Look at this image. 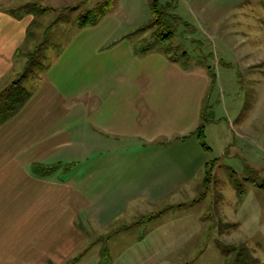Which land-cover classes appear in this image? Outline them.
Returning a JSON list of instances; mask_svg holds the SVG:
<instances>
[{
  "label": "crops",
  "instance_id": "1",
  "mask_svg": "<svg viewBox=\"0 0 264 264\" xmlns=\"http://www.w3.org/2000/svg\"><path fill=\"white\" fill-rule=\"evenodd\" d=\"M76 2L0 0V90L16 80L26 59L20 50L47 37L42 14ZM116 23L107 12L65 44H46L49 67L23 108L0 124V264L80 263L99 230L108 240L102 261H115L110 237L153 217L137 216L134 199L184 188L185 144L201 122L210 78L118 35Z\"/></svg>",
  "mask_w": 264,
  "mask_h": 264
},
{
  "label": "rangeland",
  "instance_id": "2",
  "mask_svg": "<svg viewBox=\"0 0 264 264\" xmlns=\"http://www.w3.org/2000/svg\"><path fill=\"white\" fill-rule=\"evenodd\" d=\"M106 1L77 0L43 13L42 23L51 25L44 40L65 44L69 33L81 29L85 14ZM109 1L107 12L118 20V35L207 74L210 85L202 110L203 134L199 138L194 132L185 144L190 166L184 188L158 199H134L137 216L153 217L110 237L115 261L108 262V256L102 261V242L108 240L98 238L99 230L85 260L77 264H233L238 244L257 261L239 258L237 264H264V187L259 186L264 182V0H158L163 22L157 25L151 23L152 0ZM160 31L171 33L170 38L155 37ZM42 56L40 51L33 59ZM24 62L13 79L34 89L40 80L34 72H41L31 69V59ZM102 200L94 206L98 212ZM126 214L120 222L128 219ZM178 240L181 244L174 246Z\"/></svg>",
  "mask_w": 264,
  "mask_h": 264
},
{
  "label": "trees",
  "instance_id": "3",
  "mask_svg": "<svg viewBox=\"0 0 264 264\" xmlns=\"http://www.w3.org/2000/svg\"><path fill=\"white\" fill-rule=\"evenodd\" d=\"M111 1H106L104 3H100L96 8L93 10L87 12L85 14L87 17H84L82 20H80V25L85 26V25H91V24H96L98 21L107 13V10L109 8ZM31 10H35L36 12H45L51 9V7H43L41 5H31ZM107 8V9H106ZM152 11H153V19L151 21L152 24L157 25V23L161 22V15L158 14V0H152ZM93 18L92 20L88 21V19ZM163 22V21H162ZM161 22V23H162ZM32 32L29 33V39H33L34 34L32 36ZM171 33L165 34L164 32L160 31L159 35L158 32L154 33L155 37H158L160 40L168 39L170 38ZM31 37V38H30ZM46 41H42L37 45V48L25 53L21 49L19 52V55L24 56L25 58L31 59V69L32 67L39 68L40 74L39 76L37 75L36 72H34L36 78H41L42 72H44L48 67H49V61L45 64L44 62L47 60V55L45 53V46H46ZM47 47V46H46ZM42 51L43 56L34 58L35 55H38ZM28 60V59H27ZM27 68V63L25 66L26 70ZM29 69V71H32ZM33 94V88H29L22 83V79H16L14 80L10 85L5 87L4 89L0 90V124L5 123L9 119H11L13 116H15L22 108L23 106L27 103V101L30 99V97ZM203 115V114H202ZM201 122L198 125L197 129L195 130V135L199 138H201L203 134V128H204V123H203V118L201 116ZM202 146H204V143H202ZM205 147V146H204ZM206 148V147H205ZM209 174V170H208ZM209 175H207L206 179H208ZM259 186L264 187V182L261 183ZM234 248L237 249V252L235 253V256L231 259V263L237 264L240 261L239 258L245 259H251L252 262H256V258H252L250 256L248 248L244 244H238L237 246L234 245ZM235 262V263H234Z\"/></svg>",
  "mask_w": 264,
  "mask_h": 264
}]
</instances>
